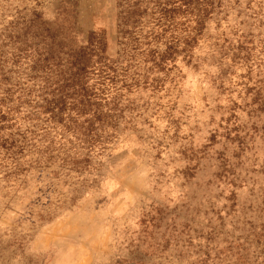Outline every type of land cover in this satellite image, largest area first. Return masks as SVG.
Segmentation results:
<instances>
[{"label": "rangeland", "instance_id": "1", "mask_svg": "<svg viewBox=\"0 0 264 264\" xmlns=\"http://www.w3.org/2000/svg\"><path fill=\"white\" fill-rule=\"evenodd\" d=\"M189 1L0 0V264H264V0Z\"/></svg>", "mask_w": 264, "mask_h": 264}, {"label": "trees", "instance_id": "2", "mask_svg": "<svg viewBox=\"0 0 264 264\" xmlns=\"http://www.w3.org/2000/svg\"><path fill=\"white\" fill-rule=\"evenodd\" d=\"M192 3V1L186 0L185 4ZM190 3V4H191ZM104 50H94L92 52L83 51L75 56H72V59L68 62V68L70 75L68 78H65V89L61 95L60 106L54 109H66L70 108L77 111V115H81L90 102V95L86 89L84 77L89 68L93 67L90 65L91 58L96 56V71H99L100 78H103L101 82H106L110 80L115 82L117 78V65L110 62L105 56ZM95 66V65H94ZM83 79V80H82ZM54 111V110H53ZM100 114L94 113V116L88 121V127H86L87 136L89 140H93L96 136L95 121L100 120Z\"/></svg>", "mask_w": 264, "mask_h": 264}]
</instances>
